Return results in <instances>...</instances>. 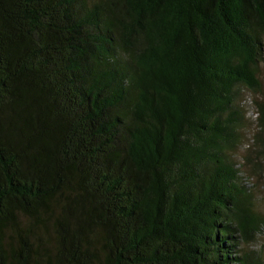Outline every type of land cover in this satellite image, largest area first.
<instances>
[{"label": "trees", "instance_id": "1", "mask_svg": "<svg viewBox=\"0 0 264 264\" xmlns=\"http://www.w3.org/2000/svg\"><path fill=\"white\" fill-rule=\"evenodd\" d=\"M263 63L264 0H0V264H264Z\"/></svg>", "mask_w": 264, "mask_h": 264}, {"label": "rangeland", "instance_id": "2", "mask_svg": "<svg viewBox=\"0 0 264 264\" xmlns=\"http://www.w3.org/2000/svg\"><path fill=\"white\" fill-rule=\"evenodd\" d=\"M261 73H262V78L264 81V63L261 67ZM263 97H264V94H259V95L255 96L253 93H250V92L246 93L244 96L243 104L248 109L247 110L248 126L246 128V137H245V140L243 142V145L244 146L246 145L245 147L248 146L247 144L249 142V139L252 136V134L255 132V128H256L255 123H256V119H257V110H256L255 100L263 98ZM258 192L260 193V195L263 196L264 187L259 188ZM255 246L257 248H260V249L264 248V235L259 237V240Z\"/></svg>", "mask_w": 264, "mask_h": 264}]
</instances>
